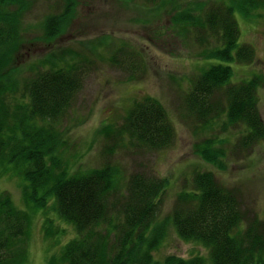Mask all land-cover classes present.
<instances>
[{"label": "trees", "instance_id": "16d2710c", "mask_svg": "<svg viewBox=\"0 0 264 264\" xmlns=\"http://www.w3.org/2000/svg\"><path fill=\"white\" fill-rule=\"evenodd\" d=\"M62 1V12L43 21L44 39L58 36L72 19L76 0ZM146 1L162 4V0ZM196 2L174 17L175 25L181 26L179 35L182 40L191 35L189 39L205 47V57L227 63L202 68L184 102L188 115L207 133L196 142L195 153L224 169L234 153L254 150L264 141L259 109L264 78L254 75L235 82L229 64L255 60L254 47L240 42L236 12L252 21L264 0H215L219 7L206 12L201 0ZM28 10L31 0H0V175L23 173L29 182L23 191L27 206L39 192L50 195L53 210L76 228V236L63 247L59 259L52 257L51 264H264V218L242 208L238 193L213 171L198 170L193 188L185 187L166 220L156 221L167 178L143 170L128 174L111 159L101 167H72L59 121L76 100L81 64L71 59L74 52H70L61 62L48 58L34 63L36 74L21 79L14 55L24 42ZM204 35L211 39L206 41ZM211 40L214 46L208 44ZM131 109L119 130L122 148L138 154L173 144L175 126L160 100L147 96ZM103 130L106 139L116 138L111 133L115 127ZM114 141L106 143V157L114 154ZM35 201L37 206L45 205L38 198ZM30 222L27 210L17 207L10 193L0 191V264H17V255L23 253L17 246L30 234ZM170 225L182 239L206 246L209 257L159 256Z\"/></svg>", "mask_w": 264, "mask_h": 264}, {"label": "rangeland", "instance_id": "374dc122", "mask_svg": "<svg viewBox=\"0 0 264 264\" xmlns=\"http://www.w3.org/2000/svg\"><path fill=\"white\" fill-rule=\"evenodd\" d=\"M66 2L69 4L70 0ZM196 3V0H162V4L146 0H76L74 14L64 32L47 40L43 21L49 14L62 12L63 1L31 0V10L27 11L23 24L24 42L14 55V64L21 68L20 77L24 79L36 74L34 63L48 58L61 62L74 52L71 59L81 64L82 84L73 105L59 121V130L67 143V159L75 170L100 167L111 159L128 174L143 170L148 175L167 178L169 184L162 193L156 221L166 220L185 187L193 188L198 170L213 171L222 184L238 193L242 208L264 218V141L254 150L234 153L224 169L206 162L194 151L196 142L207 133L202 124L188 115L184 97L202 68L227 63L205 57V47L189 39L191 35L186 40L179 35L181 26L175 25L174 17L178 10L189 9ZM201 4L203 12L219 7L215 0H201ZM254 12L258 15L252 21L236 12L240 42L250 43L256 58L251 63H229L235 82L254 75L264 78V7ZM204 36L206 41L211 39ZM208 44L216 43L211 40ZM147 96L164 105L176 137L166 149L130 153V148H122L119 130L134 103ZM259 109L264 118V82L259 88ZM107 126L115 127L114 132L110 131L116 133L115 141L106 139L107 131L103 129ZM108 141H114L111 146L115 151L110 157L103 154ZM24 183L29 182L17 174L0 175V191L10 193L15 204L26 209L31 217L30 234L17 246L23 251L17 255V264H51L52 257H61L64 245L77 231L53 210L50 195L39 192L27 207L22 193ZM35 198L45 205L37 206ZM47 215L53 216L49 228L45 227ZM167 228L168 234L157 252L159 256L209 257L206 246L182 239L172 225Z\"/></svg>", "mask_w": 264, "mask_h": 264}]
</instances>
